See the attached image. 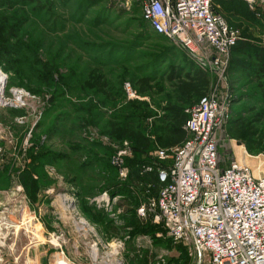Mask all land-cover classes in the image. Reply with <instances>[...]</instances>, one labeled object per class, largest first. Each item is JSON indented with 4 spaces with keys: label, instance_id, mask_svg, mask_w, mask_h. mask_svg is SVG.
Wrapping results in <instances>:
<instances>
[{
    "label": "rangeland",
    "instance_id": "374dc122",
    "mask_svg": "<svg viewBox=\"0 0 264 264\" xmlns=\"http://www.w3.org/2000/svg\"><path fill=\"white\" fill-rule=\"evenodd\" d=\"M217 4L240 30L239 41L247 43L239 58L255 63L256 51L264 47V7L253 10L244 0ZM191 57L170 39L150 34L141 0H0V264H51L61 250L82 264H94L90 257H122L124 264H177L180 253L168 245L166 233L156 235L157 241L144 234L133 240L123 233L125 211L132 205L110 185L127 179L112 163L125 140L127 166L136 159L155 163L159 117L173 102L169 69L188 71L197 64ZM248 68L207 73L209 92L230 105L219 132L224 163L243 158L259 174L264 173V78ZM92 70L108 82L109 96L85 86ZM145 76L153 88L143 95L137 83ZM129 81L135 91L131 95L124 87ZM16 90L23 93L20 100ZM198 99L190 96L187 106ZM126 120L142 129L148 147L109 134L111 123ZM247 125L263 143L258 151L248 149L246 138L235 137L243 135ZM25 172L32 174L35 191ZM135 190L148 196L151 188L141 183ZM81 219L100 224L90 230ZM111 220L121 228L117 233L105 227ZM127 236L118 246L116 239ZM96 240L101 243L98 252ZM184 245L189 264H210L209 253L195 257L191 245Z\"/></svg>",
    "mask_w": 264,
    "mask_h": 264
},
{
    "label": "built area",
    "instance_id": "2783aa9c",
    "mask_svg": "<svg viewBox=\"0 0 264 264\" xmlns=\"http://www.w3.org/2000/svg\"><path fill=\"white\" fill-rule=\"evenodd\" d=\"M244 1L253 10L264 7V0ZM215 3L216 0H141L142 16L155 33L197 60L205 57L206 61L199 65L223 75L241 33L215 9ZM125 87L130 95L135 92L129 82ZM186 112L189 117L185 141L167 148L157 146L154 156L159 163L143 166V172L157 171L158 192L137 208V215L145 218L148 210L155 212L154 221L175 243L191 245L190 254L195 257L209 253L210 264H264V173L260 170L256 174L243 158L232 157L225 164L219 150V132L230 116L229 103L208 92ZM128 149L125 140V146L112 158L125 177L129 172L124 159ZM104 196L110 194L105 192ZM89 221L87 227L94 230V223ZM127 238L116 239L118 246H123ZM99 244V240L94 242L97 252ZM114 259L115 264H124L122 257ZM90 260L94 264L112 262L108 257ZM51 264L82 263L61 250Z\"/></svg>",
    "mask_w": 264,
    "mask_h": 264
},
{
    "label": "trees",
    "instance_id": "16d2710c",
    "mask_svg": "<svg viewBox=\"0 0 264 264\" xmlns=\"http://www.w3.org/2000/svg\"><path fill=\"white\" fill-rule=\"evenodd\" d=\"M218 1L219 0H216L215 9L218 12L222 13V10L219 9V5L217 4ZM33 2H37V0H33ZM141 13H142V6H141ZM145 22L147 23V29L149 30L152 36L165 37L163 35L155 33L151 29L149 23L147 21ZM246 46L247 43L238 41V43L233 47L232 49L233 55L231 54V59L228 69L234 70V68L238 66L239 71L241 68L244 67H246L248 70L249 69L248 66H250L253 69V71L256 72L257 75L263 79L264 78V47L256 51L255 53L256 55L254 57L257 59H255V63L249 64L245 60L239 58L240 54H243L244 51L246 50L247 48ZM174 48L178 49L177 47ZM172 53L175 54L174 49L172 50ZM193 58L197 64H192V67L188 69V71L179 66H172L169 69L168 80L172 84L173 102L170 103L168 106L164 107L163 114L159 117V121L162 124L156 128V131L158 133L157 141L160 143L159 144L160 147H164V148L172 147L181 144L182 142L185 141V139L188 136V132L185 129V124L189 117V114L186 112V109L192 106V105L187 106L188 104L187 99L192 95L197 96L200 99L201 96L209 92L211 81L207 73L208 69L199 65L197 59L195 57ZM188 60L190 61L191 59ZM150 82H151L150 76L139 78L137 83L139 88V93L144 95L147 94L149 91H151L153 86H151ZM126 83L127 82H125L124 84L126 85ZM129 83L132 85L130 81ZM85 86L89 89L96 90L97 92L109 96L108 82L105 80L104 76L96 70H92L89 72L85 80ZM261 91L264 96V83H261ZM110 126L111 127L109 134L112 137L119 140H122L124 138H129L140 147L149 146V141L145 133L142 131V129L136 127L132 121L126 120L124 121V123H118V124L111 123ZM257 134H258L257 130L252 125H247L246 131L243 133V135H236L235 137L246 138V144L248 149L250 151H258L261 149L263 143L253 138ZM253 143H255L256 145H254ZM155 162L159 163L157 159H155ZM161 162L163 164L166 163V161H161ZM145 164H150V163L142 159L133 160L129 164V166H127L129 172L126 181L122 183H118V182L113 183L112 185H110V189L111 190L116 189L117 192H119L122 195L123 201L128 202L127 206L132 205L131 209H126L125 211L126 215L124 217L127 220V223L122 227V230L124 231L123 233L128 234L132 238L137 235H143V234L149 235L157 241L158 238L156 237V234L158 232H163L167 234V231L166 229H164V227L161 224L156 223L154 221L155 212L148 210L145 218H140L137 215V208L143 202L148 201L150 197L156 196L158 192L157 171L154 170L153 172H143V166ZM25 175H26V181L29 182V184L31 185L30 187H33V190L35 191L36 182L34 179H32V174L30 172H25ZM141 183H145L147 184V186L151 184L149 186L151 188V191H149L148 196L145 195L142 196L136 192L135 187H137ZM86 213L88 214V212ZM94 223L96 225L100 224L97 222ZM105 224H106L105 227H110L111 231L116 233L118 230L121 229L118 226L114 225V221L112 220L109 223H105ZM167 242L168 245L172 246L171 248L173 247L177 248V250L180 253L179 257H177V259L175 260L177 264L190 263L191 257L187 251V247L184 244H182L181 242L175 243L173 238L168 235H167Z\"/></svg>",
    "mask_w": 264,
    "mask_h": 264
},
{
    "label": "bare ground",
    "instance_id": "6f19581e",
    "mask_svg": "<svg viewBox=\"0 0 264 264\" xmlns=\"http://www.w3.org/2000/svg\"><path fill=\"white\" fill-rule=\"evenodd\" d=\"M2 82H3V76H0V96L2 97V91H3V89H2ZM15 92H17L16 93V95H17V97H16V99L17 100H20L22 97H23V93H22V91H15ZM2 99V98H1ZM22 101V100H21ZM82 222H84V221H82ZM55 244H57V241L55 240Z\"/></svg>",
    "mask_w": 264,
    "mask_h": 264
},
{
    "label": "crops",
    "instance_id": "0c3cea01",
    "mask_svg": "<svg viewBox=\"0 0 264 264\" xmlns=\"http://www.w3.org/2000/svg\"><path fill=\"white\" fill-rule=\"evenodd\" d=\"M237 158H238V157H237ZM262 173H263V172H262ZM65 200L67 201L68 198H66ZM85 220H86V219H81L79 222L87 228V225H86V221H87V220H86V221H85ZM82 221H84V222H82ZM113 247H114L113 249L117 252V250H118L117 245L115 244V245H113ZM115 260H116V259H113V261H112L111 263H109V262H108V263H105V262H104V264H115V262H116ZM96 264H99V263H96ZM100 264H101V263H100Z\"/></svg>",
    "mask_w": 264,
    "mask_h": 264
},
{
    "label": "water",
    "instance_id": "95a60500",
    "mask_svg": "<svg viewBox=\"0 0 264 264\" xmlns=\"http://www.w3.org/2000/svg\"><path fill=\"white\" fill-rule=\"evenodd\" d=\"M1 101H2V99H1Z\"/></svg>",
    "mask_w": 264,
    "mask_h": 264
}]
</instances>
